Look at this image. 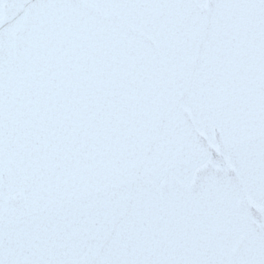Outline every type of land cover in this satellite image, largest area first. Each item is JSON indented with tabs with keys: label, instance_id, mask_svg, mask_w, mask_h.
I'll return each mask as SVG.
<instances>
[{
	"label": "snow or ice",
	"instance_id": "obj_1",
	"mask_svg": "<svg viewBox=\"0 0 264 264\" xmlns=\"http://www.w3.org/2000/svg\"><path fill=\"white\" fill-rule=\"evenodd\" d=\"M0 264H264V0H0Z\"/></svg>",
	"mask_w": 264,
	"mask_h": 264
}]
</instances>
